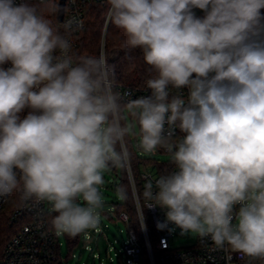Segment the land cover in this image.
I'll return each instance as SVG.
<instances>
[{
    "label": "clouds",
    "instance_id": "1",
    "mask_svg": "<svg viewBox=\"0 0 264 264\" xmlns=\"http://www.w3.org/2000/svg\"><path fill=\"white\" fill-rule=\"evenodd\" d=\"M107 4L124 48L142 50L148 97L126 100L103 55L74 59L37 6L0 0V197L46 201L57 236L88 238L135 137L174 165L144 192L166 209L158 228L264 259V0Z\"/></svg>",
    "mask_w": 264,
    "mask_h": 264
},
{
    "label": "built area",
    "instance_id": "2",
    "mask_svg": "<svg viewBox=\"0 0 264 264\" xmlns=\"http://www.w3.org/2000/svg\"><path fill=\"white\" fill-rule=\"evenodd\" d=\"M59 2L60 0H43V3L41 0H14L17 5L29 3L54 6L53 8L57 10L55 28L63 33L62 36L70 43L71 50L69 54L74 58V52L78 48L82 33L86 29L88 8L93 4L105 5L107 0H66L65 14L61 22L57 20ZM196 11L199 12L201 10L198 8L193 9L194 13ZM109 22L110 20L107 17L101 41V55L105 58L106 33ZM9 67H11L10 63L3 65L5 69ZM117 89L119 92L123 91L126 100H135L137 98L135 92L129 88L123 90V88L117 86ZM176 135L177 137L181 135L179 130H177ZM159 154L168 155L163 149H158L155 153V155ZM126 162L128 165V159ZM142 178L146 190L148 182L152 181L154 186V182L159 178V175L146 169L142 174ZM132 190L142 239H140L133 228H128L125 238L121 239V241L115 239L113 242H109L106 256L109 258L110 264H113L114 257L117 258L118 264H157L155 254L159 255L160 264H264V259L252 258L241 252L233 251L230 246L226 245L224 248H217L210 239L201 241L197 238L195 243L191 245L172 248L171 239L179 228H176L171 223H168L164 229L157 227L158 223L167 222L166 209L160 206L154 208L146 207L150 203L146 198L144 204H142L133 177ZM153 190L155 191L154 187ZM11 194L8 197H0V213ZM49 208L50 206L46 201L26 200L22 195L21 205L14 211L12 216V223H16L17 230L15 235L8 241L0 264H68L71 258L76 257L73 252L82 234L76 238L67 236L69 248L74 249L64 258L61 255L60 236L55 234L51 225V219L55 213H51ZM115 211L116 209L113 206L110 211L105 212L109 221L114 223L129 222L127 213L124 212L118 215ZM146 212L152 222V231L147 226ZM101 225L102 223L98 232L93 230V233L98 235L96 239L104 235ZM120 242H123V245L118 249L116 245ZM111 253H113V256ZM95 258L101 260L99 254L93 255L94 260ZM77 264L85 263L78 262ZM100 264H102V261H100Z\"/></svg>",
    "mask_w": 264,
    "mask_h": 264
},
{
    "label": "trees",
    "instance_id": "3",
    "mask_svg": "<svg viewBox=\"0 0 264 264\" xmlns=\"http://www.w3.org/2000/svg\"><path fill=\"white\" fill-rule=\"evenodd\" d=\"M33 5V4H31ZM35 5V4H34ZM45 18L49 19L55 27L56 8L48 5H35ZM108 4H93L87 10L86 29L82 33L80 44L74 52V58L93 57L99 58L101 56V41L104 31V26L107 18ZM264 14V9L261 10ZM197 17H203L204 12L196 11L194 13ZM62 36L63 33L59 31ZM126 43V36L121 29L116 28L109 22L106 33L105 55L106 62L113 72L117 86L124 89H131L135 92L137 98L148 97L151 95V90L145 85V81L150 78L151 72L149 66L143 60L142 50L139 48L126 50L124 44ZM3 67V65H0ZM119 91L118 89H116ZM176 93V90H172ZM184 95H187V90H183ZM123 95V91H120ZM30 109H25L20 115L21 118L26 116ZM127 151H128V165L125 163L122 169L114 170L117 178V183L114 185L115 191L120 189L122 192V201L114 203L116 213L121 215L127 213L129 216L128 223H121L128 228H133L137 235L142 239V233L139 223L138 214L136 211L133 190L132 177L135 186L139 193V198L142 204L145 202L144 196V181L142 174L146 169H149L159 176L167 174L173 170L174 165L170 162V157L167 159H160L156 157H140L134 148L132 138L127 137ZM151 168V169H150ZM22 191L15 190L9 197L6 205L0 213V261L3 257L4 249L8 241L15 235L17 230L16 223H12V216L14 211L21 205ZM55 215V214H54ZM145 218L147 226L152 231V222L146 212ZM156 262L159 263V255L155 254Z\"/></svg>",
    "mask_w": 264,
    "mask_h": 264
},
{
    "label": "rangeland",
    "instance_id": "4",
    "mask_svg": "<svg viewBox=\"0 0 264 264\" xmlns=\"http://www.w3.org/2000/svg\"><path fill=\"white\" fill-rule=\"evenodd\" d=\"M50 6L52 7V5ZM131 138L132 143L134 144L135 151L140 157H156L160 159L169 158V155L166 154H144L138 149L135 137ZM104 180L105 184L101 189L102 195L104 196L106 201L101 220V228L104 231V235L99 239H96L98 235H95L93 233V230H90L88 238H86L84 234L80 236L79 242L75 249L69 248L67 235L60 236L59 242L61 243V255L66 258L73 249V254L76 255V257L71 258V260L68 261V264H77L78 262H84L85 264H100V261H102V264H110L109 258L106 256V253L109 249V242H113L115 239H119L121 241V239L125 238L126 236V227L119 222L114 223L109 221L107 215H105V212L110 211L114 206V203H119L122 201V197L118 195L117 191H115L114 189V185L117 183V178L115 176L114 170L106 173L104 176ZM196 239L197 238H194L191 235H181V231L179 229L171 239V247L179 248L182 246H188L195 243ZM122 245L123 242H120L116 245V247L119 249L122 247ZM95 254H99L101 260H99L98 258H95L94 260L93 255ZM111 255L113 256V253H111ZM113 264H118V260L115 257Z\"/></svg>",
    "mask_w": 264,
    "mask_h": 264
},
{
    "label": "water",
    "instance_id": "5",
    "mask_svg": "<svg viewBox=\"0 0 264 264\" xmlns=\"http://www.w3.org/2000/svg\"><path fill=\"white\" fill-rule=\"evenodd\" d=\"M65 6H66V0H60L59 6H58V14H57V20L59 22L62 21L64 14H65ZM112 170H116L115 168Z\"/></svg>",
    "mask_w": 264,
    "mask_h": 264
}]
</instances>
